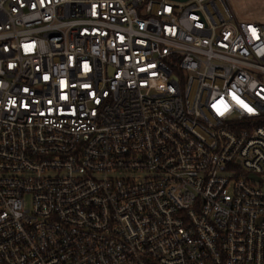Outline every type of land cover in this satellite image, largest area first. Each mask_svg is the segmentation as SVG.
<instances>
[{
	"label": "built area",
	"instance_id": "2783aa9c",
	"mask_svg": "<svg viewBox=\"0 0 264 264\" xmlns=\"http://www.w3.org/2000/svg\"><path fill=\"white\" fill-rule=\"evenodd\" d=\"M0 264H264V22L0 0Z\"/></svg>",
	"mask_w": 264,
	"mask_h": 264
},
{
	"label": "rangeland",
	"instance_id": "374dc122",
	"mask_svg": "<svg viewBox=\"0 0 264 264\" xmlns=\"http://www.w3.org/2000/svg\"><path fill=\"white\" fill-rule=\"evenodd\" d=\"M230 10L241 19L264 22V0H228ZM240 175L248 172L239 171Z\"/></svg>",
	"mask_w": 264,
	"mask_h": 264
},
{
	"label": "snow or ice",
	"instance_id": "6c2138e0",
	"mask_svg": "<svg viewBox=\"0 0 264 264\" xmlns=\"http://www.w3.org/2000/svg\"><path fill=\"white\" fill-rule=\"evenodd\" d=\"M252 31H253V35H255V29H252ZM233 99L236 100L237 103H239L242 107H244L249 112L252 111V109L249 108L246 104H244V102L242 100H240L238 97H236L235 94H233ZM225 110H227V106L226 105H225ZM220 114H223V113L221 112Z\"/></svg>",
	"mask_w": 264,
	"mask_h": 264
}]
</instances>
